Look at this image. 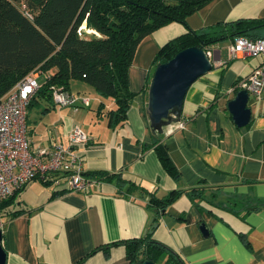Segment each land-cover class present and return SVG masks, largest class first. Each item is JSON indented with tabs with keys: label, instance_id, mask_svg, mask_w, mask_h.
I'll return each mask as SVG.
<instances>
[{
	"label": "crops",
	"instance_id": "1",
	"mask_svg": "<svg viewBox=\"0 0 264 264\" xmlns=\"http://www.w3.org/2000/svg\"><path fill=\"white\" fill-rule=\"evenodd\" d=\"M243 18L264 20V0H214L191 15L187 25L199 30ZM186 32L183 25L171 23L140 42L128 74L135 96L126 119L114 128L107 118L116 108L114 101L81 81L71 82L68 90L78 98L75 111L50 99L33 102L35 117L29 120L28 111L26 120L32 152L65 142L78 126L88 137L78 150L84 175L93 181H98L91 176L95 172L118 175L138 190L128 193L126 186L119 189L114 181H100L87 192L74 191L60 175L29 182L0 209L5 264H126L123 246L111 247L107 257L102 251L91 253L145 235L154 213L146 209L148 197L141 196L140 189L160 198L193 188L206 189L213 205L181 196L159 215L154 239L185 264H264V209L241 212L244 199H264V90L260 99L248 96L246 126H236L227 111L228 101L240 91L234 92V85L262 58L231 59L230 40L210 47L212 70L185 95L180 116L185 128L162 140L178 180L164 171L154 150L161 139L151 132L145 112L147 79L158 49ZM218 204L242 217L217 208Z\"/></svg>",
	"mask_w": 264,
	"mask_h": 264
},
{
	"label": "trees",
	"instance_id": "2",
	"mask_svg": "<svg viewBox=\"0 0 264 264\" xmlns=\"http://www.w3.org/2000/svg\"><path fill=\"white\" fill-rule=\"evenodd\" d=\"M214 0H0V101L20 80L34 70L49 74L39 84L28 109L39 98L52 100V88L68 91L73 81L91 86L102 98H111L116 108L107 113L112 128L124 122L135 93L129 89L128 74L140 42L153 32L171 24L183 25L187 32L160 47L152 63L147 79V90L157 65L165 63L178 52L197 47L203 51L236 38L264 39L262 19H238L217 22L199 30H192L187 19ZM29 15V17L27 15ZM91 34L77 30L82 26ZM240 82V81H239ZM239 83L233 87L237 92ZM211 103L207 110L211 109ZM150 127V125H149ZM150 130L158 139L154 150L164 171L173 179L179 172L171 161L165 145V132ZM98 181L115 182L121 189L133 193L137 187L118 175L104 172L91 174ZM21 191V190H20ZM0 204V209L14 199ZM141 196L148 197L146 209L154 213L153 221L145 235L97 248L91 254L102 251L107 257L109 249L123 246L126 264L150 261L158 264H185L181 258L153 237V225L177 199L186 195L191 201L212 203L204 188L190 191L173 190L163 197H156L140 189ZM144 197V196H143ZM217 208L240 216L227 205ZM264 209V199H244L241 212L244 215ZM15 212L14 215H17Z\"/></svg>",
	"mask_w": 264,
	"mask_h": 264
},
{
	"label": "built area",
	"instance_id": "3",
	"mask_svg": "<svg viewBox=\"0 0 264 264\" xmlns=\"http://www.w3.org/2000/svg\"><path fill=\"white\" fill-rule=\"evenodd\" d=\"M27 15V14H26ZM29 17V15H27ZM30 18V17H29ZM82 31L88 30L82 25ZM209 61L210 48L204 50ZM231 59L261 57L262 61L242 80L238 87L246 90L248 96L260 99L264 90V39L236 38L229 46ZM40 71L34 70L17 82L0 101V204L15 192L22 190L33 180L50 181L51 175H60L69 190L87 192L93 181L84 175L78 150L88 142L87 135L78 126H74L65 142H59L47 149L32 152L27 137L28 105L34 97L39 83ZM78 98L62 88H52V101L58 107H73ZM88 105L86 98L81 99ZM186 122L179 120L166 127L165 134L184 129Z\"/></svg>",
	"mask_w": 264,
	"mask_h": 264
},
{
	"label": "water",
	"instance_id": "4",
	"mask_svg": "<svg viewBox=\"0 0 264 264\" xmlns=\"http://www.w3.org/2000/svg\"><path fill=\"white\" fill-rule=\"evenodd\" d=\"M212 70V63L204 51L190 47L178 52L169 61L156 66L147 95L145 112L153 131L163 132L173 122L180 120L185 95L191 85ZM248 93L240 90L228 101L227 111L238 127L246 126L250 120V110L247 107ZM157 225L154 224L153 228ZM206 234L205 225L200 226ZM6 263V254L1 246L0 231V264ZM140 264H154L143 261Z\"/></svg>",
	"mask_w": 264,
	"mask_h": 264
},
{
	"label": "rangeland",
	"instance_id": "5",
	"mask_svg": "<svg viewBox=\"0 0 264 264\" xmlns=\"http://www.w3.org/2000/svg\"><path fill=\"white\" fill-rule=\"evenodd\" d=\"M45 75L46 74H39L38 78H37V82L40 84L43 80H45ZM29 111V120L33 119L35 117V111H36V107L32 106L31 108L28 109ZM30 124V123H29ZM158 264H162V261H160Z\"/></svg>",
	"mask_w": 264,
	"mask_h": 264
},
{
	"label": "bare ground",
	"instance_id": "6",
	"mask_svg": "<svg viewBox=\"0 0 264 264\" xmlns=\"http://www.w3.org/2000/svg\"><path fill=\"white\" fill-rule=\"evenodd\" d=\"M89 33H92V31H89Z\"/></svg>",
	"mask_w": 264,
	"mask_h": 264
}]
</instances>
